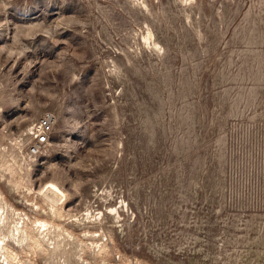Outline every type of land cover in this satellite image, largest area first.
Instances as JSON below:
<instances>
[{"label": "rangeland", "instance_id": "obj_1", "mask_svg": "<svg viewBox=\"0 0 264 264\" xmlns=\"http://www.w3.org/2000/svg\"><path fill=\"white\" fill-rule=\"evenodd\" d=\"M0 215V264H264V0H0Z\"/></svg>", "mask_w": 264, "mask_h": 264}, {"label": "built area", "instance_id": "obj_2", "mask_svg": "<svg viewBox=\"0 0 264 264\" xmlns=\"http://www.w3.org/2000/svg\"><path fill=\"white\" fill-rule=\"evenodd\" d=\"M52 128V121L49 116L42 117L37 121L32 127V130H34L31 132L34 140L27 148L29 155H39L42 153L46 144L50 140Z\"/></svg>", "mask_w": 264, "mask_h": 264}, {"label": "bare ground", "instance_id": "obj_3", "mask_svg": "<svg viewBox=\"0 0 264 264\" xmlns=\"http://www.w3.org/2000/svg\"><path fill=\"white\" fill-rule=\"evenodd\" d=\"M51 191H52V189H51ZM53 196H54V193L51 192V195L49 197L53 198ZM41 225H42L43 228H46V226H47L46 222H44V221L41 223ZM5 226H7V221H6L5 218H3L2 215H0V254H1V257L4 256L5 259L8 261V257L7 256H9V253H11V246H10V238L8 237V235L7 234L6 235L5 234L2 235L3 234L2 233V228L5 227ZM12 227H13V229L11 230V234L19 236V239L17 241L20 242L22 240L21 239V237H22L21 234L23 235V233H24V225H19V222H17Z\"/></svg>", "mask_w": 264, "mask_h": 264}]
</instances>
